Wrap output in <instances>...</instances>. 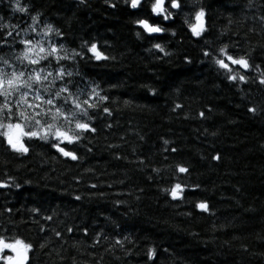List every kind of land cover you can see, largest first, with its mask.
<instances>
[{"label": "trees", "instance_id": "1", "mask_svg": "<svg viewBox=\"0 0 264 264\" xmlns=\"http://www.w3.org/2000/svg\"><path fill=\"white\" fill-rule=\"evenodd\" d=\"M153 2L20 0L21 13L0 0V40L13 32L0 57L18 63L19 39L39 38L28 27L36 16L38 31L51 24L54 41L85 53L64 62L74 82L109 97L77 161L36 139L19 154L0 137V236L31 243L30 264H264V85L255 68L230 82L204 56L227 45L264 70V0H180L167 21ZM201 7L196 37L185 21ZM139 19L165 31L147 35ZM93 43L108 60L90 58ZM176 183L182 199L170 195Z\"/></svg>", "mask_w": 264, "mask_h": 264}, {"label": "snow or ice", "instance_id": "2", "mask_svg": "<svg viewBox=\"0 0 264 264\" xmlns=\"http://www.w3.org/2000/svg\"><path fill=\"white\" fill-rule=\"evenodd\" d=\"M126 3H129L132 9L142 6V0H126ZM180 8V0H154L151 4L152 14L162 17L164 21L172 17V9ZM14 10L21 13L28 12L27 7L21 6L20 0H16ZM205 15V10L201 7L195 12L193 22L185 21L189 24L193 36L199 37L205 32ZM32 21L33 23L28 26L29 31L39 38L19 39L18 43L23 45V49L15 54L14 58L18 63L0 57V137L19 154L29 152L26 139H36L51 143V147L62 156L77 161L80 157L75 146L81 144L86 133L97 132V128L92 123L94 119L92 113L100 110L101 103L107 102L109 97L101 95L98 90L99 85L84 89L72 79L79 73L66 66L64 62L70 61L74 65L77 58H84V52L69 50L54 41L53 34L59 36L60 32L53 25L47 24L43 30L38 31V18L33 16ZM135 23L149 35L165 31L159 24L150 23L147 19H139ZM12 36L13 32H7V35L0 40V44H7L8 37ZM16 36H20V32H16ZM154 47L164 52L160 44H155ZM87 53H90V58L96 61L109 59L95 43L87 47ZM210 55L213 56L215 65L230 82L247 83L246 74L255 68L260 73L259 84L264 85V70L260 65L251 62L249 54L233 55L228 51V46L224 45L215 54L204 52V56ZM82 97L86 98L82 99ZM102 111L111 115V110L106 106ZM249 111L254 113L256 109L250 108ZM200 115L203 117L204 113L201 112ZM164 143L167 144L168 141ZM171 151L175 152L176 149L172 148ZM213 158L220 159L219 155ZM176 170L179 173L189 171L183 165H177ZM6 186L0 184V187ZM184 191L185 187L176 183L170 189V195L173 199H182ZM76 199L79 200L80 197L77 196ZM197 207L208 211V204L205 202L199 203ZM47 219L51 220L52 217ZM68 231L71 232L72 229L69 228ZM56 235L59 236L60 233L57 232ZM117 243L121 242L117 241ZM6 250L11 254L6 255ZM32 250V244L23 239L8 240L0 236V261L4 264H30L29 254ZM153 255L154 250H150L149 258L151 259Z\"/></svg>", "mask_w": 264, "mask_h": 264}, {"label": "water", "instance_id": "3", "mask_svg": "<svg viewBox=\"0 0 264 264\" xmlns=\"http://www.w3.org/2000/svg\"><path fill=\"white\" fill-rule=\"evenodd\" d=\"M140 27V26H139ZM141 28V27H140ZM142 29V28H141ZM142 31L144 32V30L142 29ZM145 33V32H144ZM145 34H147V33H145ZM159 33H157V34H151L150 36H154V35H158ZM147 35H149V34H147Z\"/></svg>", "mask_w": 264, "mask_h": 264}, {"label": "rangeland", "instance_id": "4", "mask_svg": "<svg viewBox=\"0 0 264 264\" xmlns=\"http://www.w3.org/2000/svg\"><path fill=\"white\" fill-rule=\"evenodd\" d=\"M5 254L7 255V254H11L10 252H8L7 250L5 251ZM3 264H4V262H3Z\"/></svg>", "mask_w": 264, "mask_h": 264}, {"label": "bare ground", "instance_id": "5", "mask_svg": "<svg viewBox=\"0 0 264 264\" xmlns=\"http://www.w3.org/2000/svg\"><path fill=\"white\" fill-rule=\"evenodd\" d=\"M160 34V33H159Z\"/></svg>", "mask_w": 264, "mask_h": 264}]
</instances>
